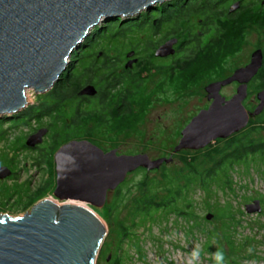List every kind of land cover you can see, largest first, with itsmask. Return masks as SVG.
<instances>
[{"label":"rangeland","instance_id":"rangeland-1","mask_svg":"<svg viewBox=\"0 0 264 264\" xmlns=\"http://www.w3.org/2000/svg\"><path fill=\"white\" fill-rule=\"evenodd\" d=\"M180 2L181 0H168L162 4H157L149 11H142L138 16L132 18L136 20L129 22L139 24L147 21L146 23H150L152 21L149 18L151 11L158 12L159 15L156 20L158 21L165 7L174 6ZM232 16L238 18L241 17V13L237 10ZM198 19L194 21L196 25L191 30L192 36H190V39L194 40V35H200L198 41H201L204 37L203 20ZM123 21V19H118L113 22L124 25L123 23L126 21ZM109 23L111 22L102 21L92 28L83 43L89 39L92 40L98 33L105 34L106 26ZM192 26V23L188 24L186 29L192 28ZM148 36H150L149 33ZM162 38L163 36L161 37V34L157 32L152 35L151 40H147L148 43H142L141 50L139 47L134 48L135 45L124 48L119 53L121 57L119 63L121 66L126 64L128 61L126 56L130 52L135 53L134 58L136 59L145 58L146 53L143 52L149 53L152 51L153 47L150 43L155 44ZM98 41H100V45L108 46L112 51H117L119 48V45L114 41L109 43L103 39ZM188 44L185 42L178 52L177 60L182 65L185 62L187 63L192 54L190 48L192 43ZM263 46L264 37L260 33L252 28H244L237 40L230 41L228 51H219L213 63L196 64L185 70L181 76L174 75V78H170L171 80L168 79V76L162 75L161 70L151 71L143 76L145 87L134 96L135 99L130 107V112L116 119L107 117L106 122L102 125L88 126L81 129L77 134L83 140L91 139L103 151L115 149L117 154H145L151 160L162 157L167 158L173 147L178 143L181 130L201 109H207L209 106L210 103L206 98L204 87L210 82L223 80L231 76L235 69L249 62L254 50L261 49ZM85 49L83 48V50ZM75 52L72 54L67 67V70L70 67L69 72L73 71L75 67L77 71L79 70V68L77 69V62H74V58H72L77 54ZM96 52L98 53L99 50H96ZM109 55L114 54L109 52ZM156 62L162 63L160 61ZM257 82H253L255 86ZM235 89L236 85L229 84L221 89L220 94L225 98H229L235 93ZM26 94L31 101L26 99L27 105L23 110L13 116L0 119V132L4 131L0 134V167H5L11 172L9 176L0 179V215H7L12 218L21 217L25 213L23 209L15 207L16 202H24L26 195H33L46 182L50 181L55 185L56 174L53 156L57 150L55 148L50 151L52 136L56 134L60 142L65 143L63 140L65 131L62 129V125L63 122L69 123L68 119L64 118L66 115L64 112L69 111L68 103H65L60 118L55 119V122L51 117H44L39 121L31 120L27 125H20L22 112L24 110L28 111L31 107H37L40 101L39 98L43 96L33 90H27ZM255 94L252 91L246 100V105L250 108L258 104ZM262 119L264 120V116ZM14 121L19 124L16 125ZM53 122L54 125H50ZM252 125L259 126L254 137L264 138V123L263 125L261 123ZM41 128L47 129L46 135L42 138V143L33 149L27 148L24 145L26 138ZM224 140L217 139L208 146H211L212 149L218 148ZM38 147L45 149L43 152L44 159L39 156ZM185 151L192 152V150ZM191 156L190 153L183 154L181 152L173 155L172 162L167 164L168 167L170 166L169 170L175 167L179 168L183 159ZM45 157L51 159L52 162L45 163ZM262 173V171L251 170L248 174H245L241 168H237L236 172L231 174L233 193L227 188H215L208 198L202 192L197 191L192 197V211L196 216L193 221L174 216L165 219L157 215L154 223L135 230L134 233L137 236L128 241H123L122 264H216L214 254L217 251L223 253V264H264V175ZM144 177H148V181L152 183L160 181L162 174L159 170L150 172L140 170L128 174L121 187V199L116 209H108V206L114 200L115 193L113 191L107 192L106 202L102 208L87 205L102 221L108 232L96 264H107L104 259L105 256L114 254L118 244L117 230L119 224L121 226L131 225L134 209L132 202L140 196L137 184ZM53 187L44 198L55 200L52 195ZM163 193L159 192V195ZM259 199H262V203H260L261 212L247 213L245 206L251 204L253 200ZM36 203L35 201L31 206ZM228 205L231 206L230 214L220 217L219 209L223 210L222 207ZM207 206L213 207V209L208 211ZM29 207L27 212L30 211ZM208 214L213 215L207 219ZM232 220L231 226L228 223ZM189 230L192 232L187 235ZM226 234L228 240L232 242L234 250L230 251L225 238ZM136 237L139 239V250L134 247ZM207 246H209V249H207Z\"/></svg>","mask_w":264,"mask_h":264},{"label":"water","instance_id":"water-1","mask_svg":"<svg viewBox=\"0 0 264 264\" xmlns=\"http://www.w3.org/2000/svg\"><path fill=\"white\" fill-rule=\"evenodd\" d=\"M166 1L0 0V119L26 107L27 90L42 95L49 92L67 71L72 54L100 22H125ZM237 9L235 3L230 12ZM176 43L175 38L165 41L155 50V57L173 54ZM132 56L133 52L127 55ZM262 65V50L256 49L245 66L208 84L204 90L210 105L181 130L167 158L151 160L145 154L103 151L87 140H71L60 146L53 156L55 200L44 198L21 217L0 215V264H96L108 232L87 205L102 208L107 192L114 191L137 169L158 170L183 150H201L243 130L250 118L264 110V88L256 93L258 104L253 111L243 106L247 84ZM233 82L238 84L236 92L225 99L220 90ZM96 93L93 85H86L77 95L93 97ZM46 133L45 128L37 130L26 138L25 146L35 148ZM10 173L0 167V179ZM245 211L260 213V201L247 204Z\"/></svg>","mask_w":264,"mask_h":264},{"label":"trees","instance_id":"trees-1","mask_svg":"<svg viewBox=\"0 0 264 264\" xmlns=\"http://www.w3.org/2000/svg\"><path fill=\"white\" fill-rule=\"evenodd\" d=\"M257 1L181 0L180 3L174 6L169 5L165 7L158 21H156L159 15L158 12L151 11L149 18L152 21L150 23L144 21L139 24L135 22H127L124 25L116 22L107 24L105 34L98 33L92 40L89 39L87 42H84L79 50L75 52L77 54L72 58H74V62H77V69L79 68V70L77 71L75 67L73 71L69 72V67L66 74L64 73L65 75L63 74L64 76L61 77V80L49 92L39 98L40 101L37 107H31L28 111L24 110L21 116L19 115L21 119L20 125H27L31 120L39 121L44 117H51L55 122V119L60 118L65 103H68L69 111L67 113L64 112L66 114L64 118L69 119L67 120L69 123L63 122L62 129L65 131L63 140L65 143L73 139L81 140L80 135L77 133L81 129L90 126V123L100 126L106 122L107 117L116 119L130 112V107L134 103V96L140 93L144 87V71L150 72L153 68L157 71L163 70L161 66L163 63L156 62L161 60L157 59L154 55L160 43H164L172 38L179 41L180 47L185 42L187 44L192 43L190 47L192 52L190 59L184 65L180 64L178 69L177 75L181 76L185 70L192 68L196 64L213 63L219 51H228L230 41L237 40L244 28L255 29L256 32L264 37V4H262L263 0ZM235 3H238L237 10L241 13V17L238 18L232 16L237 10L230 12V7ZM198 18L203 20L204 37L201 41H198V36L200 35H194V40L190 39V36H192L191 30L196 25L194 21ZM134 20L136 19H132L131 21ZM191 23L193 25L192 28L186 29V26ZM157 32L163 38L155 44L150 43L151 47H153L152 51L149 53L143 52L146 53V56L145 58L137 59L138 62L135 70L125 71L123 74L116 73L123 68L119 63L121 61L119 53L124 48L126 49V47L128 48L133 45H135L134 48L139 47L140 49L142 43H148L147 40H151L152 35ZM148 33L150 36H148ZM101 39L106 40L108 43L111 41L116 42L119 45V50L112 51L108 46L100 45V41L98 40ZM198 43L200 46L198 45L199 47L197 48ZM83 48L86 49L83 50ZM96 50H99V52L97 53ZM261 50L263 65L256 78L258 82L256 86L254 83L249 86V88L251 87L250 91H253V93H257L264 88V46L261 47ZM109 52L114 55H109ZM161 74L166 77L168 76V79L174 78V75L167 74L165 70ZM89 84L97 88L99 97L91 98V101L81 112L78 105L80 96L77 93L82 86ZM254 108H251L250 111H253ZM263 116L264 110L260 115L250 118L244 130L226 138L218 148L212 149L211 146H208L202 150L192 152L181 151L183 154L190 153L192 156L183 159L179 168L175 167L169 170L170 166L168 167L166 164L161 165L158 169L162 174L161 182L150 183L148 177H144L137 184L140 196L132 202L134 209L131 225L121 226L119 224L117 230L118 244L113 255L105 256L104 259L107 261V264H122L123 241H128L132 237L137 236L134 231L154 223L157 215L165 219L174 216L193 221L196 216L192 211V197L197 191L202 192L208 198L212 195V190L215 188H227L233 193L231 174L236 172L237 168H241L245 174L254 170L256 172L262 171L264 175V138L254 137V134L258 132L259 128L257 127L259 126L252 125L255 123L263 125ZM54 122L53 124L50 123V125H54ZM14 123L16 125L19 124L16 121ZM2 133L4 131L0 132V134ZM63 144L56 134H54L52 136L50 151L55 148L57 150ZM38 149L40 152L39 156L44 159L43 152L45 149L41 147H38ZM44 162L48 164L52 160L45 157ZM140 170L144 169H137L136 171ZM123 184L113 191L115 193L114 200L108 206V209H116L118 206V202L121 199L120 190ZM53 186L55 185L49 181L40 186L33 195H26V202L22 205V209H27L35 201L38 202L44 198ZM159 192L164 193L159 195ZM259 201L262 203V199H259ZM211 209L213 207L207 206L208 211ZM222 209H219V216H228L231 206H224ZM212 215L208 214L207 216ZM232 223L233 220L228 224L232 226ZM227 228L229 229L230 227L228 226ZM191 232L189 230L187 235L191 234ZM227 236L226 234L225 238L227 239L230 251L234 250L232 242L228 240ZM135 239L134 247L139 250V239L138 237ZM207 247L209 249V246Z\"/></svg>","mask_w":264,"mask_h":264},{"label":"flooded vegetation","instance_id":"flooded-vegetation-1","mask_svg":"<svg viewBox=\"0 0 264 264\" xmlns=\"http://www.w3.org/2000/svg\"><path fill=\"white\" fill-rule=\"evenodd\" d=\"M162 44V43H161ZM160 44V45H161ZM159 45V46H160ZM199 46L197 45V48H198ZM173 49H174V52H173V54H171V55H169V56H167V57H164V58H157V59H159V60H161L160 62H162L163 64L161 65L162 67H163V70L161 69V73H163V71L165 70V71H167V74H172V75H176L177 73H178V69H179V67H180V61L179 60H177V57H178V52L180 51V49H182V47H180V45H179V41L177 42V44L176 45H174L173 46ZM257 49H259V48H257ZM134 52H133V56L132 57H130V58H128V61L126 62V64H123V68H122V70H119V71H117L116 73H120V74H123L125 71H133V70H135V66H136V64H137V62H138V60L136 59V58H134ZM127 57V56H126ZM132 60H136L135 62H132L131 63V65L130 66H127V64H128V62L129 61H132ZM245 66V65H244ZM241 67H243V66H241ZM241 67H239V68H241ZM238 69V68H237ZM236 70V69H235ZM234 70V71H235ZM151 71H157L155 68H153ZM150 71V72H151ZM233 71V72H234ZM232 72V73H233ZM149 72L148 71H144V74L145 75H147ZM258 74H259V71H258V73H257V75L255 76V77H253L249 82H248V84H247V96H246V98H245V100L243 101V106L247 109V110H249L250 111V107L248 106V105H246V100H247V98H248V96L250 95V88H249V86H250V84H252L253 82H256V78L258 77ZM117 75V74H116ZM217 81H221V80H217ZM217 81H213V82H217ZM213 82H210V83H213ZM210 83H208V84H210ZM207 84V85H208ZM231 84H234V86L236 85V88H237V86H238V84L236 83V82H233V83H231ZM90 85V84H89ZM145 87V86H144ZM143 87V88H144ZM205 88V87H204ZM223 88V87H222ZM221 88V89H222ZM96 90H97V88H95ZM220 92H221V90H220ZM235 92H236V89H235ZM235 94V93H234ZM221 95V94H220ZM222 96V95H221ZM255 96H256V94H255ZM95 97H99V95H98V90H97V94L96 95H94V97H88V96H81L80 97V100H79V110L82 112V110H84V108L87 106V104L91 101L90 99L91 98H95ZM224 97V96H223ZM231 97V96H230ZM229 97V98H230ZM102 98V97H101ZM207 98V97H206ZM229 98H225V99H229ZM256 98V97H255ZM127 103V102H126ZM209 103H211V100L209 101ZM38 104H39V102H38ZM210 105V104H209ZM201 110H203V109H201ZM46 118V117H45ZM69 120V119H68ZM91 125H93V123H90ZM90 125V126H91ZM89 126V127H90ZM86 137V136H85ZM81 140H83V139H81ZM87 141H89V142H91L92 144H94V145H96L95 143H93V141L91 140V139H86ZM25 145V144H24ZM97 147H98V145H96ZM170 155V154H169ZM169 155H168V157H169ZM167 165V164H166ZM26 198V197H25ZM24 201V200H23ZM26 202V199H25V201L24 202H21V201H18V202H16L15 203V207H19V208H21L22 209V205H24V203ZM33 206H31V207H29L30 209L32 208ZM27 210H28V208L27 209H24V212L25 213H27ZM24 213V214H25Z\"/></svg>","mask_w":264,"mask_h":264},{"label":"clouds","instance_id":"clouds-1","mask_svg":"<svg viewBox=\"0 0 264 264\" xmlns=\"http://www.w3.org/2000/svg\"><path fill=\"white\" fill-rule=\"evenodd\" d=\"M214 255L217 264H223V260H224L223 253L221 251H217Z\"/></svg>","mask_w":264,"mask_h":264},{"label":"bare ground","instance_id":"bare-ground-1","mask_svg":"<svg viewBox=\"0 0 264 264\" xmlns=\"http://www.w3.org/2000/svg\"><path fill=\"white\" fill-rule=\"evenodd\" d=\"M127 20H128V22H129V21H131L132 19H131V18H130V19L128 18ZM127 20H126V21H127ZM126 23H127V22H126ZM26 96H27L26 99H27L28 101H31V100L28 98V95H27V94H26Z\"/></svg>","mask_w":264,"mask_h":264}]
</instances>
